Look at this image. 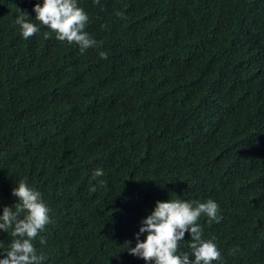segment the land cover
<instances>
[{
  "label": "trees",
  "instance_id": "16d2710c",
  "mask_svg": "<svg viewBox=\"0 0 264 264\" xmlns=\"http://www.w3.org/2000/svg\"><path fill=\"white\" fill-rule=\"evenodd\" d=\"M42 2L0 0V214L26 180L50 209L43 264H151L124 249L156 202L212 199L221 219L199 223L213 264H264V0H77L102 42L83 53L35 21ZM214 5L252 42L232 83L206 42L239 23L207 19ZM17 8L40 28L29 39ZM0 239L3 258L11 229Z\"/></svg>",
  "mask_w": 264,
  "mask_h": 264
},
{
  "label": "clouds",
  "instance_id": "9594fccd",
  "mask_svg": "<svg viewBox=\"0 0 264 264\" xmlns=\"http://www.w3.org/2000/svg\"><path fill=\"white\" fill-rule=\"evenodd\" d=\"M99 4L100 0H93ZM223 6L214 5L206 14L207 19L215 12L222 17V23L237 22V33L224 40L206 42L213 54L211 64H219L222 70L220 82L226 84L235 81L233 68L244 70L250 62L252 54V42L247 34L241 33V25L246 26L243 19H231L225 13ZM35 21L39 25L48 28L55 33L56 39L61 42L75 44L81 53L91 47H99L100 43L93 39L86 31L89 16L85 10L78 6L77 0H43L42 3L33 5ZM15 24L19 26L24 39H29L40 28L32 22L29 14L17 8ZM117 15L123 16V13ZM247 27V26H246ZM48 36V33H45ZM101 58L107 59V52L99 53ZM197 56L193 57L197 60ZM104 173L97 169L93 173L95 177H101ZM91 191H95L93 187ZM12 195L17 197L19 203L13 207L5 206L0 214V230L8 232L14 238L10 249L0 258V264H43L45 256L39 253L33 241L50 222L49 207L42 198V194L30 187L26 180H21L12 189ZM209 197H206L208 199ZM219 206L212 200L206 202H189L180 199H168L157 201L154 210L146 216L135 234L134 247H128L130 241H126V250L129 254L142 258L151 264H213L214 261H222L221 252L214 243V238L204 239L203 229L199 223L202 216L210 221L219 222ZM189 233L188 251H181V241H184L185 233ZM145 233L143 241L139 240V234ZM41 243L43 241L41 240ZM2 242L0 239V248ZM235 249L232 254H235Z\"/></svg>",
  "mask_w": 264,
  "mask_h": 264
}]
</instances>
